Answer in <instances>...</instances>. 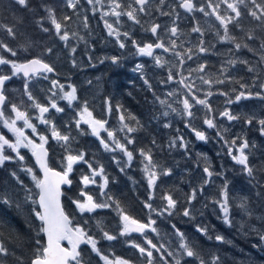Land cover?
<instances>
[{
	"label": "snow or ice",
	"instance_id": "1",
	"mask_svg": "<svg viewBox=\"0 0 264 264\" xmlns=\"http://www.w3.org/2000/svg\"><path fill=\"white\" fill-rule=\"evenodd\" d=\"M86 3L91 6L93 13L100 12V19L103 21L108 36L115 39L120 49H125L130 40L132 46L135 47L136 54L151 57L158 68L165 67L168 62L163 59L162 54H157L156 50H162V53H169L175 57L172 67L178 70L173 72L170 69L167 79L161 80L160 83L176 82L182 86L183 91L173 89L168 91L164 98L155 96L156 101L165 109L159 115L164 118H168L171 113L181 116L184 118L185 128L190 129L197 140L207 142L209 137L206 132L192 125L195 108L197 105L201 106L204 110L203 124L208 129H216V137L222 142L224 153L235 165L241 167L242 173L248 177L249 183L256 189V198L264 201V152H261L260 157L257 158L255 155L257 145L254 141H250L246 135L237 134L231 137L226 135L230 130L218 124L214 114L216 110L213 109L209 100V97L214 95L226 97L224 110L219 112V117L225 118L229 122L243 121V124L249 126L256 124L259 126L260 135L264 137V116L234 114L229 108L230 105L242 100L257 99L264 102V80L261 79L259 73L252 77L251 85L235 80L230 74V69L237 64L245 65L249 73L257 72L256 65L238 57L223 60L215 74L208 72L210 65L205 60L198 63L195 68L187 69V76L183 75V69L187 62L194 59L199 60L202 55L214 53L216 44L205 39V32L198 22L191 28V33L198 34L197 40L192 42L181 39L183 33L177 23L180 19L177 9H183L187 13L199 12L204 17H214L218 23V26H214L216 42L232 45L227 50L228 57L236 56V53L246 49L258 56V64L264 65V0H201L199 4L197 0H178V3L171 5L170 11L167 12L162 7L166 4V0H159L155 12H158L162 17H172L170 24L163 25L154 19L142 20L143 16L152 17L153 10L150 8L152 0H127V3L124 0H86ZM11 4L15 11H29L36 15L35 23L40 30L49 34L54 32L55 36L64 42L65 47H69V41L72 38H77L87 44L84 36L71 30L73 17L82 23L84 29L89 27V17L84 15L81 19V0H63L65 11L62 15H58L57 7L50 5L46 0H40L35 8L32 7V0H11ZM67 10H71V13L69 14ZM40 12L44 14L38 15ZM109 17L114 19L110 22ZM123 17H127V20L133 25H139L144 32L150 33L154 40L138 41L132 38L130 31H121L119 26ZM245 17H249L251 21L255 22L254 27H245L242 23ZM20 19L22 20V18ZM46 23L49 26H45ZM161 30L167 39L161 35ZM234 30L239 31L242 35L239 37L233 35ZM0 33L6 34L7 38L11 40L17 38L16 26L5 24L2 21H0ZM185 44L189 46L185 47ZM254 44L258 46L253 47ZM32 47V42L26 41L13 48L5 39L0 38V66L10 69V71H4L0 68V126L12 134L10 139L0 132V168H5L8 163L19 165L18 168L8 170V177L25 193L23 200L14 199L15 189L11 188L9 181H5L3 189L0 190V204L8 207L14 205L18 211L28 203L33 205L31 213L34 221L39 223L33 224L35 238L30 264H94V258L95 264H136V261L131 258L110 254V247L106 250L100 246L101 241L113 242L120 238H125L127 245L136 250L139 254L140 264H221V258L216 254L208 257L202 255L194 240L174 223L171 224V233L166 234L167 238L161 236L157 227V219L153 218V214L157 218L170 219L178 214L177 210L184 204L187 206H184L179 214L189 220H195L193 202L204 193L205 186L210 185L217 177H224V171H214L208 157L198 154L205 161L203 182L192 187L190 192L185 194L183 201L176 196L174 190L162 191L159 196L160 206H154L153 201L156 198V191L160 187L159 182L162 177H171L173 169L157 161L151 148L142 147L129 150V146H134L136 143L132 134L143 127L137 117L128 113L119 103L113 107L111 100L105 98L107 113L111 115L115 111L119 114V127L109 128V121L97 118L88 100H80L77 87L74 84L65 85L58 79L50 78V74H56L55 65L46 59L54 53L55 49L52 47H45L39 55H32L31 58H26L23 61L9 58V55L17 57L20 52L29 53ZM76 52L75 46L70 47L69 55L73 67L78 66ZM108 59L113 64L120 62V57L114 55L103 57L101 63ZM91 60L92 57L89 56V61ZM133 71L141 74L144 84L151 91L153 85L145 78L144 65L137 64ZM21 76L23 78V96L27 97L28 102L23 100L20 103L11 102L7 94V82L14 77ZM177 77H179L178 80ZM34 79L50 80V87L42 90L47 93L43 102L33 94L32 82ZM196 81H199V84ZM88 83L91 84V81ZM226 83H237L240 90L232 88L229 91L219 89L215 92L212 91L213 85ZM200 85H207L208 88L202 89ZM253 89L258 90L254 91ZM201 92H203L202 98L198 95ZM230 92L234 94V98ZM58 101H66L68 108H75L73 119L66 122L64 126L67 127V131L62 130V127L57 125L51 115L53 111L56 113L66 111ZM174 104H179L181 107H174ZM154 118L159 119V116ZM132 121L135 122V126L131 123ZM73 124L78 135L89 134L83 127L86 125L90 134L99 140L105 151L123 153L127 164L120 167L121 172L131 166L135 159V152L139 153L142 158L140 160L141 171L146 179L148 191L147 198L142 201L143 208L147 210L146 219L141 220L133 216L119 199L110 194L108 191L110 179L103 164H99L94 159L90 160L84 149L73 147L77 140V136L72 134ZM40 125L45 126L46 132L40 130ZM171 126V121L166 119L163 127L170 128ZM26 129L31 131L30 135ZM102 132L107 133L106 138L102 136ZM120 133H123V136H120ZM36 138H38V142ZM50 141H55L63 152L59 170L49 164L50 153L49 147L46 146L50 144ZM151 143L156 145L155 139ZM188 143L183 135H177L169 140L168 148L171 150L178 147L187 153ZM22 149H28L31 152L36 165L43 173L42 177H38L33 168L28 166ZM113 160L118 166L120 165L121 161L115 155H113ZM81 164L86 166L87 171H82L79 175V192L69 198L71 204L74 205L81 218L86 214L94 215L100 209L114 211L118 216V232L114 233L109 230L103 220L98 219L95 223L96 232L93 233L89 227V220H77L71 212L66 211L61 199L65 195L62 186H67L69 190L72 189L75 183L72 179L74 169ZM21 172L31 177L38 192L34 193L24 184L19 175ZM90 186L98 187L99 195L90 191ZM210 199L212 204L219 208L221 215L217 218L222 219L225 225L233 226L234 222L230 215L229 181L226 178L219 186L218 195ZM248 205L249 198L241 197L239 207L251 215ZM195 231L201 236L213 239L209 234L210 227L207 224L197 223ZM257 232L259 240L264 242V232L260 230ZM132 233H139L143 240L137 242L131 239ZM149 233H156L159 238L158 242L149 238ZM214 239L218 242H225L224 236L220 234H216ZM63 242H67V246ZM227 242L230 243V241ZM85 248L88 251H85ZM9 257H12L16 264H24L23 257L17 256L14 250H10L0 240V264H8Z\"/></svg>",
	"mask_w": 264,
	"mask_h": 264
},
{
	"label": "trees",
	"instance_id": "2",
	"mask_svg": "<svg viewBox=\"0 0 264 264\" xmlns=\"http://www.w3.org/2000/svg\"><path fill=\"white\" fill-rule=\"evenodd\" d=\"M46 2L57 7L58 15L64 14L63 0H46ZM39 3L40 0H32V7L35 8ZM67 11L69 14L71 13V10ZM40 13L41 15L44 14L43 12ZM40 13H38V15H40ZM84 15L89 17V25L99 22V20L90 18V16L96 15L99 17L98 12L93 13L87 11L84 6H82L81 19ZM20 18H22V20ZM36 18L37 16L33 15L32 12L15 11L12 7L11 0H0V21L8 25H14L17 28L16 40L7 38L4 33H0V38L5 39L13 48L24 44L26 41H31L33 44L29 53L20 52L17 57H10L9 54L5 55H9V58L23 61L26 58H31L32 55H39L45 47H52L55 51L46 59L49 63L55 65L56 74H50V78L58 79L65 85L68 83L74 84L77 87L80 100H88L90 107L94 109V115L97 116V118L107 119L109 121V128L119 127V114L115 111H113L111 115L107 113L104 103L105 98L111 100L113 107L119 103L123 105L128 113L137 117L143 127L132 134L136 143L134 146L130 145L129 150L142 147L151 148L154 158L157 161L173 169V175L171 177H162L159 182L160 187L156 191V198L153 201L154 206H160L161 201L159 196L162 194V191L174 190L176 196L183 201L185 194L189 193L192 187L198 186L196 183L200 178V169H197L198 154H203L213 159L214 171H224V177L218 180V186H211L208 189L209 191H204V193L199 195L197 200L193 202L195 220H189V218L179 214L182 212V209L177 211L178 214L170 219L166 217L157 218L155 214H153V218L157 219V227L160 235L167 238L166 234L171 233V224L174 223L194 240L202 255L208 257L212 254H216L221 258V264H251L246 261L245 257L250 253H254V251L260 253V257L264 259V242L259 240L257 230L253 229V227H256L255 225H263L264 229V201L256 198V189L249 183L248 177L242 173L241 167L235 165L231 159L226 156L223 151L222 142L216 137V129H208L207 126L203 124L204 110L202 107L196 106L195 118L192 120V125L206 132V135L209 137L207 142L197 140L194 133L190 129L185 128L184 118L181 116L171 113L168 118H164L159 115L165 109L156 101L155 97H153V100L150 99V90L144 84L141 75H137V78L128 77V63L117 44L114 45L116 48L115 52L95 51L93 55L89 53L94 46L97 47L100 45V47L103 48V45L100 44L101 40L97 37L100 34L98 29H92L90 27L84 29L82 23H80L76 17H73L71 30L77 31L80 36H84L87 40V44L77 38H72L69 41V47H65L64 42L60 41L58 37L55 36L54 32L50 34L42 32L35 23ZM242 23L246 28H250L254 27L255 22L251 21L250 18H244ZM45 26L49 25L46 23ZM78 27L83 28L85 32H80ZM234 32H236L234 35L238 37L242 35L239 31L235 30ZM92 40L93 43L91 42ZM72 46L77 48V52L75 53L78 62L77 67H73L69 55V50ZM256 46L258 45H253V47ZM242 52L246 53V60L250 62L254 61V57L250 56L252 52L246 49L242 50ZM114 55L120 57V62L118 64H113L110 59L104 60L103 63H101L103 57H111ZM89 56L92 57L91 63L103 66L97 73L96 70L90 71L83 68V63L86 61V57L89 58ZM0 68L4 69V71H10L6 66H0ZM239 80L241 81V79ZM88 81H91V84H89ZM107 84H109V86ZM156 86L161 87V83H156ZM214 86L227 87L224 84L217 86L213 85V87ZM49 87L50 80L34 79L32 82L33 94L39 98L41 102L44 101L47 95V93L42 90ZM91 87L98 93L97 95L92 91ZM200 87L205 90L207 89V87L202 85ZM213 87L212 91L214 92L219 89L217 88L214 90ZM7 89V94L11 102L20 103L21 100L26 103L28 102L27 97L23 96V78L14 77L7 83ZM229 89L231 88H227L225 91ZM198 94L203 96L202 92ZM221 102H223L222 97H219L218 101H210L213 109L216 110L214 114L217 122L219 120L217 115L220 112L219 110L222 109ZM58 103L61 107H65L66 111L64 113H56L53 111L51 115L57 125L61 126L62 130L67 131V127L64 126L66 122L73 119L75 108H68L66 101H58ZM157 116H159V119L154 118ZM166 119L171 121L172 126L170 128L163 127ZM131 123L135 126L134 121ZM218 124L220 125V122H218ZM83 127L89 132L88 135H78L75 130V125H72V134L77 136V140L73 147L84 149L88 153V158L90 160L94 159L99 164H103L105 172L110 179L108 186L110 194L119 199L133 216L141 220L146 219L147 210L143 208L142 201L147 198L148 191L146 179L141 171L142 165L140 160L142 158L139 156V153L135 152V159L131 166L127 167L124 172H121L120 167L127 164V159L123 156V153L119 151L116 153L105 151L100 145L99 140L90 134V130L87 129V126L84 125ZM244 127L247 131V126L245 124ZM250 128L248 135L250 141H254L256 144L264 142V138L261 139L257 132L253 133L252 126H250ZM40 130H45V127L40 125ZM119 135L123 136V133ZM177 135H183L185 140L189 142L187 153L184 149L178 147L169 150V140ZM226 135L230 137L229 133ZM102 136L105 137L104 132H102ZM153 139H155L156 145L151 143ZM22 153L26 157L28 166L32 167L35 174L39 176L30 154L27 151H23ZM49 153L50 166L60 169V159L63 152L62 149L56 145L55 141H50ZM113 155L121 161V165H117L113 160ZM256 157L259 158L260 156L256 155ZM18 167L19 165L17 164L8 163L5 168H0V190L3 189L4 182L9 181L11 188L15 189L13 198L23 200L24 191L19 189L15 182L10 181L8 177V170ZM82 171H87L85 165L81 164L76 166L74 175L72 176L75 182L74 186L71 190L68 188L63 189L65 195L62 197V203L66 211L71 212L77 220H89V227L92 229L93 233L96 232L95 223L98 219H102L109 230H112L114 233L118 232V216L114 211L110 209H100L97 210L94 215L86 214L81 218V215L76 212L74 205L71 204L69 198L74 197L79 192L80 185L78 180ZM19 175L28 188L32 189L34 193L38 192L31 177L23 172L19 173ZM224 178L229 181L231 197L230 215L234 222L233 226L225 225L222 219L217 218L221 215L219 208L213 205L210 199L218 195L219 186L223 183ZM90 191L99 195V188L96 186H90ZM241 197L249 198L248 207L251 215H248L239 207ZM205 205H207V207H205ZM184 206L187 205H181L182 208ZM32 207L33 205L28 203L22 210L18 211L14 205L8 207L0 204V240H2L10 250H14L17 256H22L24 264H30L35 238V227L33 224L39 223L38 221H34V217L31 213ZM36 207L38 208V206ZM197 223L207 224L214 228L212 230L210 229L209 233L213 239H208L197 233L195 231V225ZM220 229L223 230L216 231ZM220 232H223V236L229 235L230 238L225 240V242L216 241L214 237ZM225 232H227V234H225ZM149 238H152L156 242H158L159 239L156 233H149ZM131 239L140 242L143 240V237L141 235L131 234ZM227 241H230V243ZM254 245H256V247H254ZM100 246L106 250L110 247V254L131 258L136 261V264H140L139 254L135 249L127 245L125 238H120L113 242L101 241ZM85 251L88 250L85 248ZM8 264H16V261L12 257H9ZM256 264H264V260L258 261Z\"/></svg>",
	"mask_w": 264,
	"mask_h": 264
},
{
	"label": "flooded vegetation",
	"instance_id": "3",
	"mask_svg": "<svg viewBox=\"0 0 264 264\" xmlns=\"http://www.w3.org/2000/svg\"><path fill=\"white\" fill-rule=\"evenodd\" d=\"M124 2L127 3V0H124ZM199 2H201V0H197L198 4H199ZM176 3H178V0H166V4L164 6H162L163 10L166 12L170 11V6L173 4H176ZM158 4H159V0H152V4L150 5V8L153 10V15H152V17L143 16L142 20L143 21H150V20L154 19L156 22H158L162 25L163 24H170L172 17H166V16L162 17L159 15L158 12H155V7ZM89 7L91 8V6H89ZM177 11L179 12V16H180V19L177 22L178 27L180 28L181 32L183 33L181 39L192 40V42H195L198 38V34L191 33V28L193 26H195L198 22L199 26L205 32V39L207 41H209L210 43L216 44V48L214 49V53H208V54L202 55L199 60L194 59L193 61L187 62L186 65L184 66V69H183V75L187 76L188 75L187 69L195 68L198 63L204 62L205 60H207V62L210 65V67L208 68V71H210L211 74H215L217 72V70L219 69L221 62L227 58H235L237 56H240L239 59H242L244 57L246 59V56H245L246 53H244L242 51H240L241 55L238 52V53H236V56L228 57L227 56V50H228V48L232 47V45L229 43H217L216 42L215 27L214 26H218V23L215 21L214 17H211V18L204 17L203 14L199 13V12L187 13L183 9H177ZM98 14L100 17L99 11H98ZM99 17L97 15L96 16H90V18L99 20V22L96 24H90L89 27L92 29H98L100 31V34L97 37L99 40L104 41L105 46H103V48H101L100 45L97 47L94 46L92 48V50L89 52L91 55H93V53L95 51H97V52L98 51H100V52H115V49H116L114 47V45L117 44L115 42V39L113 37H109L107 32H105L106 29L104 28L103 21ZM123 18H127V17H123ZM246 18L248 19L249 17H245V19ZM129 31L132 33V38H134L138 41L147 42V41L154 40V37H152L150 33L144 32L139 25H134V28L130 29ZM234 31L232 33L233 35H234V33H236ZM161 35L164 36L165 39H167V36L163 32V30H161ZM91 42L93 43V40ZM178 43H179V41H178ZM127 45L128 46L125 49H121L122 55L126 57V62L128 63L127 75L129 78H133V77L137 78V75H141V74L139 72L133 71V69L135 68V66L137 64L144 65V75L146 78H148L149 82L153 85V88L149 93L151 100H153L154 99L153 97H155V96H160L161 98H164L165 93H167L169 90L172 91L173 88L178 89L181 92L183 91L182 86L176 82H170L169 84H161V87L156 86V83H160L161 80L167 79V74H168V71L170 69L173 72H176L178 70L177 68L172 67L173 62L170 61V60H172V58H170L171 54L162 53V50H156L157 54H162V56H165V57H163V59L168 62L165 65V67L158 68V67H156L154 60L151 57L140 56V55L135 56L136 50H135V47L132 46L130 40L127 42ZM117 46H118V44H117ZM188 46H189L188 44H185V47H188ZM221 53L226 54L223 60L220 59L219 56L216 58H213L214 54L219 55ZM167 56H168V58H167ZM83 65H84L83 68H85L86 70H90V71L96 70V73L98 72V70L100 68L103 67L102 65H95V64L91 63L89 61L88 57H86V61L83 63ZM241 75H242L241 72L237 71L235 74L236 80L241 79V77H242ZM178 79H179V77H177V80ZM207 88H208V86H207ZM237 90L239 91L240 89H237ZM154 93H155V95H154ZM230 95H234V94H232L230 92ZM217 96L218 95H214L212 97H209V100L215 102V97H217ZM220 97L223 98L224 106L222 105V109L224 110L226 97H224V96H220ZM177 105L179 106V104H177ZM237 106H238V103L230 105L229 108L231 111H233V113L235 112V114H241L242 115V113L239 111ZM263 113H264V110H263ZM236 122L240 123L241 121H236ZM246 126H247L246 136L250 140L248 135H249V131L251 128L249 125H246ZM259 135H260V133H259ZM260 137H261V139L263 138L261 135H260ZM256 145H257L258 149L255 150V155L260 156L261 152H264V142L258 143ZM198 151H199V149H198ZM212 169H213V167H212ZM166 183H167V181H166ZM180 209H182V207H180L177 211H179Z\"/></svg>",
	"mask_w": 264,
	"mask_h": 264
},
{
	"label": "rangeland",
	"instance_id": "4",
	"mask_svg": "<svg viewBox=\"0 0 264 264\" xmlns=\"http://www.w3.org/2000/svg\"><path fill=\"white\" fill-rule=\"evenodd\" d=\"M109 19V21L111 22L114 18L113 17H109L108 18ZM120 27V30L121 31H129L130 29H132V28H134V25L132 24V22H130V21H128L127 20V18H123L122 19V23H121V25L119 26ZM78 30L80 31V32H82V31H84V29L83 28H81V27H78ZM85 32V31H84ZM105 32H107V30L105 31ZM100 44H102L103 46H105V43H104V41H100ZM239 54L241 55V52H239ZM221 55V56H220ZM225 55L226 54H223V53H221V54H214L213 55V58H216V57H220V59H224V57H225ZM135 56H139V55H135ZM250 56H252V57H254V61H252V62H250L252 65H256L257 66V72L256 73H249L248 71H247V68H246V66L245 65H242V64H237V65H235L234 67H232L231 69H230V74H231V76L236 80V77H235V74H236V72L237 71H240L241 72V82H244V83H247V84H249V85H251L252 84V77L253 76H255V75H257V73H259L260 74V76H261V79L262 80H264V65H260V64H258V56L256 55V54H254L253 52L250 54ZM163 57H165V56H163ZM238 58H240V56H237ZM237 57H235V58H237ZM167 58H168V56H167ZM170 58H172V60H170L171 62H173V63H175V57L174 56H170ZM242 59H245V57L244 58H242ZM249 61V60H248ZM219 70V69H218ZM218 70H217V72H218ZM209 73H211L210 71H208ZM216 72V73H217ZM247 72V73H246ZM196 83L197 84H199V81H196ZM108 86H109V84H107ZM224 85H226L227 87H213V89L214 90H216L217 88H219V90H222V91H225V89H227V88H235L236 90L237 89H239V84H237V83H226V84H224ZM238 85V86H237ZM202 86H204V87H207V85H202ZM217 86V85H216ZM94 87V86H93ZM93 87H91V89H92V91L97 95L98 93L96 92V91H94L93 90ZM174 89V88H173ZM230 90V89H229ZM254 91L255 90H258V89H253ZM170 91V90H169ZM238 91V90H237ZM203 93V92H202ZM165 95H166V93H165ZM221 95H218L217 97H215V101H218V98L220 97ZM203 96H201V98H202ZM178 98V97H177ZM233 98H234V95H233ZM222 103V105L224 106V102H221ZM174 107H177V108H179V107H181L180 105L178 106L177 104H174L173 105ZM237 108L239 109V111L242 113V115L243 114H255L257 117H261V116H264V113H263V110H264V102H261V101H259V100H257V99H252V100H242L241 102H239L238 103V106H237ZM222 109H220L219 111H221ZM218 122H220V125H222L223 127H226V128H228L230 131L228 132L229 133V135H230V137L231 136H235V135H237V134H244V135H246V131H244L243 130V128H244V126H243V121H241L240 123H238V122H235V123H233V124H228L227 122H225V120H222V121H220V120H218ZM239 126V127H238ZM243 126V127H242ZM239 128V129H238ZM258 128H259V126L258 125H256V124H253L252 125V132L253 133H256L257 132V134H259V130H258ZM46 130V129H45ZM0 132H3L5 135H7L8 137H10V139L12 138V134L11 133H9L8 131H7V129H5V128H3L2 126H0ZM26 132L30 135L31 134V131L30 130H28V129H26ZM107 135V133H105V137H107L106 136ZM264 138V137H263ZM37 139V142H38V138H36ZM23 150H25L26 151V149H23ZM28 152V151H27ZM23 154V153H22ZM24 155V154H23ZM208 159H209V161L211 162V165H212V167H214V164H213V159L212 158H210V157H208ZM204 164H205V161L201 158V157H199L198 158V163H197V169H200V178H199V180H197L196 181V183L198 184V185H200L202 182H203V179H205V176H204V174H203V172H202V169H203V167H204ZM121 165V164H120ZM217 172V171H216ZM27 175V174H26ZM30 177V176H29ZM222 177H217V178H215L214 179V181L210 184V185H207V186H205V192L206 191H209L208 189L211 187V186H213V185H215V186H218V180L219 179H221ZM209 226V225H208ZM256 227H253V229H255V230H258V229H260L261 230V232L262 231H264V229H263V225L262 226H260V225H255ZM210 227V226H209ZM210 229L212 230V229H214V228H212V227H210ZM221 230H223V229H220V230H216V231H221ZM224 232V231H223ZM223 232H220V233H218V234H220V235H223ZM225 234H227V232H225ZM224 238H225V240H227L228 238H230L229 237V235H227V236H224ZM246 258V261L247 262H249V263H251V264H253L254 262V264H256L258 261H263L264 259L263 258H261L260 257V253H258V252H255L254 251V253H250V254H248V256H246L245 257Z\"/></svg>",
	"mask_w": 264,
	"mask_h": 264
},
{
	"label": "water",
	"instance_id": "5",
	"mask_svg": "<svg viewBox=\"0 0 264 264\" xmlns=\"http://www.w3.org/2000/svg\"><path fill=\"white\" fill-rule=\"evenodd\" d=\"M218 118L219 119H221V117H219V114H218ZM225 119V118H224ZM226 120V119H225ZM227 121V120H226ZM228 123H231V122H229V121H227ZM33 161H34V164H35V166L37 167V170L39 171V173H40V175H41V177L43 176V173L41 172V170H40V168H39V166L38 165H36V163H35V158L33 157ZM58 170V169H57ZM62 187H67V186H62Z\"/></svg>",
	"mask_w": 264,
	"mask_h": 264
},
{
	"label": "bare ground",
	"instance_id": "6",
	"mask_svg": "<svg viewBox=\"0 0 264 264\" xmlns=\"http://www.w3.org/2000/svg\"><path fill=\"white\" fill-rule=\"evenodd\" d=\"M188 39H189V38H188ZM191 41H192V40H191ZM121 69H122V68H121ZM7 83H8V82H7ZM232 112H233V111H232ZM234 114H235V112H234ZM242 124H243V123H242ZM243 126H244V124H243ZM243 126H242V127H243ZM238 127H239V126H238ZM238 129H239V128H238ZM243 130L246 131V130H245V127L243 128ZM122 167H123V166H122ZM128 169H129V168H128Z\"/></svg>",
	"mask_w": 264,
	"mask_h": 264
}]
</instances>
